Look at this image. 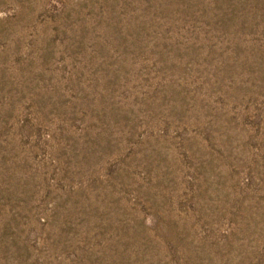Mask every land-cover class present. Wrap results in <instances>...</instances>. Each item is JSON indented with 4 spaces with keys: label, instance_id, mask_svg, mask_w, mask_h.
I'll return each instance as SVG.
<instances>
[{
    "label": "rangeland",
    "instance_id": "obj_1",
    "mask_svg": "<svg viewBox=\"0 0 264 264\" xmlns=\"http://www.w3.org/2000/svg\"><path fill=\"white\" fill-rule=\"evenodd\" d=\"M0 264H264V0H0Z\"/></svg>",
    "mask_w": 264,
    "mask_h": 264
}]
</instances>
